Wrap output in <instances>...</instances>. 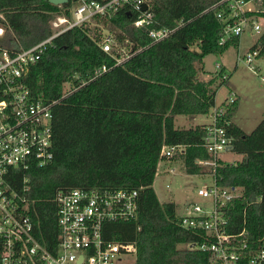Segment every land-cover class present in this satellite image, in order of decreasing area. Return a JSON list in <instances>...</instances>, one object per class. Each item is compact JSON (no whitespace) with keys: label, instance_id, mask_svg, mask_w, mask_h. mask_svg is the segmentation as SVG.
Masks as SVG:
<instances>
[{"label":"trees","instance_id":"1","mask_svg":"<svg viewBox=\"0 0 264 264\" xmlns=\"http://www.w3.org/2000/svg\"><path fill=\"white\" fill-rule=\"evenodd\" d=\"M223 0H151L154 22L133 28L137 14L122 12L110 19L129 58L105 53L99 37L74 28L53 40L31 68L26 84L35 100L56 102L53 108L54 160L29 172L31 215L38 239L55 249L57 195L86 191H139L138 219L109 225L108 237L137 242L133 264H210V255L182 249L203 244L204 231L187 230L174 203H161L153 188L165 145L186 146L184 165L190 175L200 173L198 159H209L201 146L206 125L177 129L175 116H208L216 106L218 89L226 84L223 71L201 78L207 56L240 47L241 37L223 45L225 23L211 10ZM248 16L264 18V0ZM60 9L48 0H0L2 49H30L50 38L51 23ZM173 31L154 43L148 30ZM264 57V31L250 51ZM108 71L98 75L102 67ZM72 92L65 95V88ZM238 102L228 111L232 122ZM230 152L242 156L236 164L222 163L219 184L241 188L242 196L229 203V232L249 233L251 247L264 243V120L246 134L233 122Z\"/></svg>","mask_w":264,"mask_h":264},{"label":"built area","instance_id":"2","mask_svg":"<svg viewBox=\"0 0 264 264\" xmlns=\"http://www.w3.org/2000/svg\"><path fill=\"white\" fill-rule=\"evenodd\" d=\"M151 0H68L57 7L60 13L53 21V35L30 49H2L0 51V264H133L137 258V242L109 238L110 224L129 223L138 219L139 191H86L74 189L57 195V235L55 249L46 247L36 233L31 215L29 172L50 165L54 160L53 108L56 102L35 100L26 84L31 68L41 59L53 40L62 34L82 28L91 36L99 37L105 53L122 54L117 65L130 56L119 43L110 19L122 12L137 14L133 28H146L154 22L150 11ZM245 0H223L211 10L225 23L223 45L232 37H242L246 32L260 35L264 28L259 18L248 16L255 12ZM147 9L143 11L142 7ZM154 43L167 39L173 31L168 29L147 31ZM3 29H0L2 35ZM259 52L249 51L238 55L237 62L244 63L259 75L254 65ZM223 65L217 64L219 73ZM108 71L106 66L97 73ZM225 71V70H224ZM223 71L222 80L229 81ZM264 80V78H261ZM65 90L71 94L72 88ZM238 102L231 90L230 97L212 108L207 118L206 135L202 147L209 159H198L196 165L209 184L197 189L205 205L191 203L181 216L183 228L204 231L209 239L203 244H187L188 250H199L210 255V264H264V243L251 247L249 233L229 232L227 208L230 202L242 196L241 188L223 187L219 184L218 169L222 155L230 152L233 138L228 133L231 121L228 111ZM161 162H184L186 146L165 145ZM160 166V164H159ZM176 174L175 169L165 171ZM159 173V167H158ZM157 173V174H158Z\"/></svg>","mask_w":264,"mask_h":264},{"label":"rangeland","instance_id":"3","mask_svg":"<svg viewBox=\"0 0 264 264\" xmlns=\"http://www.w3.org/2000/svg\"><path fill=\"white\" fill-rule=\"evenodd\" d=\"M260 1L253 2L251 9L258 10ZM53 23V21H52ZM51 23L52 30L53 25ZM259 23L264 28V18H259ZM4 31L0 37H2ZM260 35L246 32L241 37L239 48L231 47L222 55H209L204 60L205 70L201 78L209 80L218 75L217 64L224 66V72L228 74L229 81L222 85L217 92L216 104L221 105L229 97L231 90L238 98V112L234 117V123L246 134H251L264 120V57L257 58L254 65L259 69V75L254 74L244 63H238V55H243L253 47ZM69 90V88H65ZM206 116L195 118L186 116H175L174 125L177 129H191L197 125L208 123ZM242 160V156L233 152L224 153L222 161L226 164H236ZM175 169L176 174H168L165 171ZM210 178L200 175H190L187 173L184 162L168 161L160 163L159 173L156 176L153 188L161 203H174L180 216L187 212V205L198 203L205 205V201L198 197L197 189L209 184ZM187 249L186 245L180 246Z\"/></svg>","mask_w":264,"mask_h":264},{"label":"water","instance_id":"4","mask_svg":"<svg viewBox=\"0 0 264 264\" xmlns=\"http://www.w3.org/2000/svg\"><path fill=\"white\" fill-rule=\"evenodd\" d=\"M48 1H49V3L52 4V5L58 6V5H60V4H65V3H67L68 0H48ZM142 9H143V11H145V10L147 9V6L144 5V6L142 7Z\"/></svg>","mask_w":264,"mask_h":264},{"label":"crops","instance_id":"5","mask_svg":"<svg viewBox=\"0 0 264 264\" xmlns=\"http://www.w3.org/2000/svg\"><path fill=\"white\" fill-rule=\"evenodd\" d=\"M240 44H241V42H240ZM254 46V45H253ZM252 48V47H251ZM250 48V49H251ZM250 49L248 50V52L250 51ZM224 67V66H223ZM258 68H260V67H258ZM259 70V69H258ZM206 71V70H205ZM207 72V71H206ZM217 96V95H216ZM232 122L234 123V118H233V120H232ZM206 124V123H205ZM205 124H203V125H205ZM235 124V123H234ZM239 127V126H238Z\"/></svg>","mask_w":264,"mask_h":264}]
</instances>
